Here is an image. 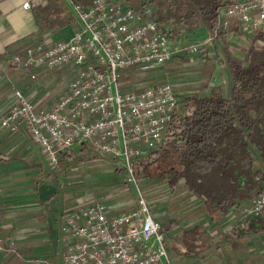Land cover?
Returning <instances> with one entry per match:
<instances>
[{
    "label": "built area",
    "instance_id": "built-area-1",
    "mask_svg": "<svg viewBox=\"0 0 264 264\" xmlns=\"http://www.w3.org/2000/svg\"><path fill=\"white\" fill-rule=\"evenodd\" d=\"M75 25L62 40H42L9 56L12 67L27 71L68 69L76 73L59 100L37 110L21 89L12 86L9 109L0 128L16 133L23 125L50 162L79 147L108 157L127 173L166 139L179 98L171 83L126 87L119 73L137 65L160 67L177 57L200 56L218 31L237 26L242 34L264 32V0H235L218 12L211 37L184 43L172 38L153 17L151 7L133 8L120 0H91L88 7L63 0ZM30 9L29 3L22 5ZM237 23L234 25L233 20ZM77 25V26H76ZM138 210L112 215L102 203L88 199L67 211L60 228L63 252L58 264H173L166 236L142 196ZM264 222V194L245 210ZM16 253L2 237L0 253ZM264 264V241L261 249Z\"/></svg>",
    "mask_w": 264,
    "mask_h": 264
},
{
    "label": "trees",
    "instance_id": "trees-1",
    "mask_svg": "<svg viewBox=\"0 0 264 264\" xmlns=\"http://www.w3.org/2000/svg\"><path fill=\"white\" fill-rule=\"evenodd\" d=\"M70 1L83 7L91 2ZM120 1L133 8L151 7L155 20L173 38L202 24L214 29L220 9L235 0ZM35 17L39 30L67 29L74 24L63 0H42L35 7ZM230 30L237 29L233 26ZM218 34L225 37L222 30ZM224 51L231 99L216 89L206 96L180 98L166 139L133 171L137 178L162 181L171 190L182 186L189 197L200 202L211 228L207 231V226L196 225L179 231V239L170 248L183 257L202 256L212 248L216 235L236 249L249 234L264 230L262 218L247 216L228 231L223 228L231 212L241 215L264 194V32H252L242 57H234L226 44ZM156 68L168 70L143 66L132 76H144ZM6 150L0 152L4 168L14 160ZM59 156L57 164L60 159L62 164L66 159ZM67 166L69 163H63L61 168Z\"/></svg>",
    "mask_w": 264,
    "mask_h": 264
},
{
    "label": "rangeland",
    "instance_id": "rangeland-1",
    "mask_svg": "<svg viewBox=\"0 0 264 264\" xmlns=\"http://www.w3.org/2000/svg\"><path fill=\"white\" fill-rule=\"evenodd\" d=\"M236 23L234 19L233 24ZM234 27L237 28V26ZM230 29L228 32L224 31L225 37H220L218 34L215 39L209 41L200 56L189 59L185 56L174 58L175 61L171 60L161 66L168 70L156 68L144 76L133 77L132 72H137L139 67L148 65L122 69L119 73V82L132 88L168 82L174 86V92L179 99L194 94L206 96L212 89H216L230 100V69L224 45H227L234 57H242V51L249 47L252 37V33L242 34ZM209 30L210 28L202 24L193 31L173 38L180 39L184 43H200L211 37ZM4 69L13 78L10 76L5 80L0 78V85H2L0 86V115L9 109L13 102L12 86L21 89L37 110H43L53 106L59 100L76 73V69L74 71L64 70V72H53L52 76L42 78V75H39L40 71L36 70L34 73L39 77L34 82L25 71H18L10 66H4ZM44 70L46 69H41V71ZM51 77L57 80L51 83ZM8 79L11 83L6 86L5 82ZM34 91L37 94H33ZM46 100L49 103H46ZM1 133L0 135H3L8 132L2 131ZM7 137L11 140L9 149L13 150L12 154L26 146L39 150L40 163L44 171L42 177L49 178V183L53 184V189L56 191L52 198L57 199V205L64 207L67 211L74 209L81 202L93 199L105 205L112 215L128 213L138 210V198L142 196L153 219L161 225V230L166 236L167 250L179 239V231L196 225L207 226V231L211 228L207 216L202 212L200 202L189 197L182 186L171 190L162 181L137 178L135 174L127 173L118 162L108 157L96 156L89 147H85L81 152L79 147H73L71 151L62 153L59 159L62 156L66 159L63 162L64 165L69 163V166L61 168L63 164H61V159L58 160L57 165L52 164L42 148L25 129H19L16 133H8ZM16 137L20 139L23 137L24 145L18 147L19 142L12 141ZM224 222V231H228L240 220L237 214L231 212ZM263 240V234H249L248 238L238 242L236 249H230L229 244L216 235L212 239V248L202 256L183 257L175 254L170 255V258L173 264H261Z\"/></svg>",
    "mask_w": 264,
    "mask_h": 264
},
{
    "label": "crops",
    "instance_id": "crops-1",
    "mask_svg": "<svg viewBox=\"0 0 264 264\" xmlns=\"http://www.w3.org/2000/svg\"><path fill=\"white\" fill-rule=\"evenodd\" d=\"M41 1L0 0V78L2 80L8 76L13 78L4 69V66L12 67L7 62L9 56L42 40L53 42L51 40L66 39L75 30L74 24L67 29L39 30L35 7ZM26 2L31 5L30 9H23L22 5ZM236 29L239 31L238 28ZM64 70L70 71V69L56 71L39 69L40 74H38L45 78L52 76L53 72H64ZM55 80L57 79L51 77V83ZM5 83L6 86L10 85L11 80L8 79ZM45 102L49 103L47 100ZM22 128L24 129L23 125L19 127ZM7 135L8 133L0 135V152L7 149V153L14 160L5 168L0 166V229L5 240L14 241L16 253L8 251L0 253V264H58L63 252L60 228L67 210L59 207L56 203L57 199L52 198L56 191L53 189V184L49 183V178L42 177L44 171L40 163L39 150L26 146L12 154L13 150L9 149L11 140ZM22 138L16 137L12 141H18L20 147L25 141ZM244 217L245 210L237 216L240 221ZM251 234L264 236V230ZM168 254L170 257L175 255V252L170 248Z\"/></svg>",
    "mask_w": 264,
    "mask_h": 264
}]
</instances>
